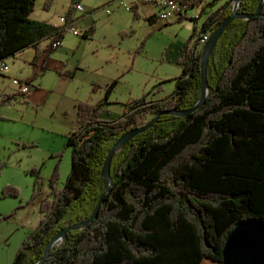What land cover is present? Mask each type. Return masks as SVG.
<instances>
[{
  "label": "trees",
  "instance_id": "16d2710c",
  "mask_svg": "<svg viewBox=\"0 0 264 264\" xmlns=\"http://www.w3.org/2000/svg\"><path fill=\"white\" fill-rule=\"evenodd\" d=\"M53 1L46 0L45 8ZM79 1H71L68 16ZM185 1L191 7L203 2ZM259 1L241 0L239 10L254 13ZM35 7L36 0H0V61L36 47L37 67L41 40H62V27L31 18ZM233 7L234 1H226L211 12L200 33L216 30ZM91 30L83 36L89 37ZM196 30L183 46V73L168 97L141 98L120 118L104 120L105 104L118 84L114 79L106 102L77 104L79 126L66 135V146L72 147L70 174L60 189L59 165L55 167L51 193L41 203V222L13 264H36L61 230L90 217L105 192L102 167L116 139L162 110L183 111L197 103L202 48H196L199 39L193 43ZM36 67L25 80L31 86ZM207 83L210 91L195 112L185 117L162 114L113 155L114 179L98 217L68 231L42 264H222L232 229L245 221L264 222V2L259 15L236 18L223 31L208 62ZM194 91H199L197 97ZM2 192L17 195L18 190L8 186Z\"/></svg>",
  "mask_w": 264,
  "mask_h": 264
},
{
  "label": "rangeland",
  "instance_id": "374dc122",
  "mask_svg": "<svg viewBox=\"0 0 264 264\" xmlns=\"http://www.w3.org/2000/svg\"><path fill=\"white\" fill-rule=\"evenodd\" d=\"M45 1L36 0L31 18L61 26L72 0H54L47 9ZM224 1L203 0L183 20L166 22L154 16L151 22L152 4L146 0H80L85 10L76 15L85 17L78 18L79 35L64 29L56 49L52 39L41 40L37 67L33 61L37 48L6 58L10 69L0 68V264L14 263L22 243L41 222V203L51 193L49 179L57 165L58 187L65 185L72 166L66 135L79 126L77 104L106 102V90L114 79L118 84L105 104L104 120L120 118L141 98L150 102L168 97L183 73L179 59L186 40L197 27L193 43L198 41L205 18ZM135 2L137 18L132 8L124 6ZM88 29L92 33L85 38L82 32ZM35 67L33 88L21 94L12 78L25 81ZM71 72L73 77L67 75ZM8 94L14 98L3 101ZM8 186L16 188L17 195L3 196Z\"/></svg>",
  "mask_w": 264,
  "mask_h": 264
},
{
  "label": "water",
  "instance_id": "95a60500",
  "mask_svg": "<svg viewBox=\"0 0 264 264\" xmlns=\"http://www.w3.org/2000/svg\"><path fill=\"white\" fill-rule=\"evenodd\" d=\"M240 1L241 0L234 1L233 14L223 20L220 26L211 33L209 39L202 47L200 76L201 91L200 98L197 103L194 106H191L190 108L183 111H179L177 109L167 111L162 110L158 114H156L153 119L149 121V123L147 122L143 126L131 129L125 134L121 135L118 139H116L111 149H109L105 159V163L102 167V176L104 178L105 192L99 199L96 208L93 210L92 214L88 219L81 220L70 226L68 225L66 228L60 231L56 238H52L47 244L43 258L36 264H42L44 262L45 258L48 256V253H50V250L53 245H56L59 242L67 239L68 231L78 230L80 228L86 227L98 217V211L101 208L104 195L108 193L113 183L114 178L111 174V164L113 160V155L116 152H119L121 149H123V147L132 138L152 128L155 122L160 118L162 114H174L179 115L180 117H185L191 112H195L200 106L204 104L208 92L210 91L207 83L208 62L210 61L214 48L217 45L223 31L236 18H242L247 20L256 15H259L262 9V4L264 2V0L259 1L257 9L254 13H243L239 10ZM222 264H264V222L245 221L237 227L233 228L227 237L226 243H224Z\"/></svg>",
  "mask_w": 264,
  "mask_h": 264
},
{
  "label": "built area",
  "instance_id": "2783aa9c",
  "mask_svg": "<svg viewBox=\"0 0 264 264\" xmlns=\"http://www.w3.org/2000/svg\"><path fill=\"white\" fill-rule=\"evenodd\" d=\"M148 2H151L154 4L157 9H158V14L155 16L158 19L165 20L168 22L169 20L177 17L179 18L180 16H184L187 14L188 10L190 9L191 5L190 3L186 2L185 0H146ZM127 8H131L130 5H124ZM75 10L74 14L72 17L66 15L61 17V23L62 25H57L64 29L70 30L72 33L75 35H79L81 31L76 27L78 23V16H76L77 11H83L84 6L80 3L75 5ZM56 25V24H55ZM83 33V32H82ZM211 35V31H206L205 33L201 34L199 37V41L197 42L198 44L196 45L197 49H201L203 45L207 42ZM61 41L60 39H57L55 41H51V47L52 49H56L61 46ZM0 68L3 70H8L10 67L6 60L0 61ZM12 81L15 85L19 86V90L22 93H27L30 91L31 85H29L27 82L22 81L18 78H12Z\"/></svg>",
  "mask_w": 264,
  "mask_h": 264
},
{
  "label": "crops",
  "instance_id": "0c3cea01",
  "mask_svg": "<svg viewBox=\"0 0 264 264\" xmlns=\"http://www.w3.org/2000/svg\"><path fill=\"white\" fill-rule=\"evenodd\" d=\"M215 1H216V0H213L214 3H215ZM226 1H228V2H229V5H231L232 2L235 1V0H225L224 2H220V3L218 4V7H217V8H219V7H220L223 3H225ZM151 4H152V3H151ZM137 5H138L137 2H135V3H134V7L136 8V10H137ZM213 5H215V4H212V6H213ZM132 6H133V5H130L131 8H132ZM152 6H153L154 8H157L154 4H152ZM152 6L148 8V10H151V9H152L151 12L148 13V16L151 17V19H150L151 22L155 21L154 16L157 14V13H153V8H152ZM217 8H214L213 11H215ZM84 10H85V9H84ZM84 10H83V11H84ZM213 11H212V12H213ZM196 15H197V14H196ZM196 15H195V16H196ZM198 15H199V14H198ZM198 15H197V17H198ZM76 16H77V15H76ZM207 16H208V15H207ZM83 17H85V16L82 15V16H79L78 18L82 19ZM155 17H156V16H155ZM199 17H200V15H199ZM199 17H198V19H199ZM156 18H157V17H156ZM198 19H197V20H198ZM205 19H206V18H205ZM184 45H185V44H184ZM38 46H39V45H38ZM27 48H36V47H27ZM27 48H25L24 50H26ZM24 50H22V51L16 53L15 55H11V56H9V57H14V58H15L17 55H20V53L23 52ZM181 53H182V51H181ZM180 56H182V54H181ZM9 67H10V66H9ZM9 69H10V68H9ZM9 69H8V70H9ZM9 75H10V74H9ZM32 86H33V85H32ZM32 86H31V87H32ZM32 88H33V87H32ZM9 96H11V95L8 94V95L6 96V98H5L3 101L10 100V99H8ZM204 262H206V261L203 260L202 264H203Z\"/></svg>",
  "mask_w": 264,
  "mask_h": 264
}]
</instances>
